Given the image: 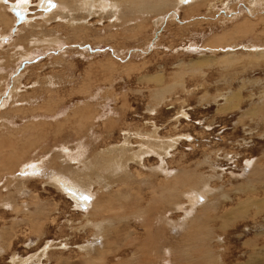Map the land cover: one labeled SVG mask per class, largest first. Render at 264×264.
Masks as SVG:
<instances>
[{
  "label": "rangeland",
  "instance_id": "rangeland-1",
  "mask_svg": "<svg viewBox=\"0 0 264 264\" xmlns=\"http://www.w3.org/2000/svg\"><path fill=\"white\" fill-rule=\"evenodd\" d=\"M49 1L0 0V264H264V0H127L85 33ZM98 199L117 241L88 257Z\"/></svg>",
  "mask_w": 264,
  "mask_h": 264
},
{
  "label": "bare ground",
  "instance_id": "bare-ground-1",
  "mask_svg": "<svg viewBox=\"0 0 264 264\" xmlns=\"http://www.w3.org/2000/svg\"><path fill=\"white\" fill-rule=\"evenodd\" d=\"M2 2H6V0H1ZM42 3V6L44 5V4H48L50 1L49 0H40ZM49 1V2H48ZM55 1V0H54ZM84 1V2H83ZM58 0V8H60L61 10L59 11V12H61L62 11V13H59V18H60V20L63 22V23H70V24H72V25H80V29H79V31H80V33H83L84 31H88V27L85 25V22H87V21H85V22H83L84 24L83 25H81V19H83V13L82 14H80V12H89V13H91V9H93V11L96 9V8H99L100 7V10H102V12H105L104 10H105V8L107 7V5H110V8H111V10H113L114 12L116 11V10H118L119 8H121V7H123V5L122 4H125V2L127 1V0H107V1H104V0H97V1H90V0ZM135 1V0H134ZM134 1H133V3H134ZM142 2H144L145 3V0H141ZM187 1L188 0H182L181 1V3H187ZM8 2H10V1H8ZM29 2H30V0H15V2L14 3H11V9H12V11L14 12V14L16 15V11H18L21 15H23V19H21V20H19V18L17 17V15H16V17H17V21H18V23H21L22 24V22H27V11H28V6H30V5H28L29 4ZM135 2H138V1H135ZM141 2V3H142ZM133 3H132V5H133ZM139 3V2H138ZM138 3L136 4V5H138ZM50 4V3H49ZM128 4H130V6H131V3H128ZM3 6V5H2ZM111 6H113V8L111 7ZM0 7H1V5H0ZM6 7V6H5ZM5 7H2L3 9H5ZM52 7H55V6H53V4H51L49 7H45V10L47 11L48 10V12L49 11H52ZM109 8V9H110ZM133 8V7H132ZM2 9V10H3ZM115 9V10H114ZM143 9V8H142ZM57 10H59V9H57ZM124 10V9H123ZM134 10H136V8L134 9ZM56 11V10H55ZM107 11V10H106ZM54 11H52V13H50V14H48V15H55L54 13H53ZM57 12V11H56ZM95 12V11H94ZM97 12V11H96ZM136 12V11H135ZM95 14V13H94ZM103 14V13H102ZM106 14V13H105ZM76 15L78 16V17H76ZM80 15V16H79ZM85 15V14H84ZM129 16V15H128ZM5 18V17H4ZM55 18H56V16H55ZM110 19V18H109ZM123 19V18H122ZM62 23V24H63ZM30 24V23H29ZM117 25H118V23H116ZM26 26V25H25ZM36 26V25H35ZM63 26V25H62ZM66 27V26H65ZM1 29V28H0ZM75 30H77V29H75ZM85 33V32H84ZM260 51H264V50H262V49H259ZM261 54V53H260ZM262 54H264V52L262 53ZM19 89V88H18ZM27 100V99H26ZM25 100V101H26ZM262 104H264V93H261V95H260V97H259V102H258V104L257 105H262ZM253 105V104H252ZM256 106V105H255ZM249 109H251V107L249 108ZM138 135V134H137ZM25 136V135H24ZM177 140V139H176ZM139 142H141V141H139ZM136 143V144H138V146H139V150H141V144L140 143ZM83 147V146H82ZM125 147H126V145H125V143L123 142L122 143V145H120V149H121V152H120V155L118 154V157L117 158H122L123 157V153H124V149H125ZM133 147V146H132ZM172 147V146H171ZM175 147V146H174ZM114 148V147H113ZM114 149H116V147L114 148ZM161 149V148H160ZM63 151L65 152V153H67V156H69V159H70V161H72V162H75V161H77L78 159H76L75 157H73V156H70V151L68 150V149H63ZM79 151V150H78ZM113 151V150H112ZM79 153V152H78ZM133 153V156H135V157H140L141 156V154H139L138 153V151L137 152H132ZM135 153V154H134ZM77 154V153H76ZM80 155V154H79ZM115 155V154H114ZM132 155V154H131ZM14 156V155H13ZM76 156V155H75ZM67 158V157H66ZM79 158V157H78ZM109 159V158H108ZM112 159H114V158H112ZM120 160V159H119ZM116 161V160H115ZM118 161V160H117ZM53 163V162H52ZM125 163V162H124ZM32 164V163H31ZM94 164V163H93ZM115 164V165H114ZM106 165H108V166H106ZM112 165H114V166H112ZM9 166V165H8ZM103 166L106 168V167H113V169H115V168H117V167H122L123 168V166H121V163H104L103 164ZM10 167V166H9ZM30 167V166H29ZM28 167V170H25V171H32V165H31V168H29ZM35 168V167H34ZM90 168V167H89ZM88 168V169H89ZM122 168H120V169H122ZM127 168V167H126ZM110 169V168H109ZM163 169V168H162ZM7 170H8V168H7ZM35 170V169H34ZM86 169L84 168V171H85ZM106 170H108V169H106ZM161 170V169H160ZM159 170V171H160ZM110 171V170H109ZM158 171V170H157ZM160 172H163V171H160ZM171 172V171H170ZM21 173V172H20ZM30 173V172H29ZM164 173H167L166 171H164ZM22 174H24V171H23V173ZM76 174V173H75ZM85 174V173H84ZM83 174V175H84ZM88 174V173H87ZM186 174V173H185ZM116 175V174H115ZM80 176H82V175H80ZM79 176V177H80ZM103 176V175H102ZM169 177V176H168ZM60 178H63V176H60ZM60 178L58 177L56 180H55V183H59L60 184V186H62L63 188H66V189H69V190H71V188H70V185H71V187H72V192H73V194L75 195V197H76V202H78V203H81L82 204V206L84 205V204H86L87 202H85L84 201V199H82V193L81 192H84L85 193V196H91V192L89 191L90 189H89V187H88V185H87V187H86V184H85V182H84V180L85 179H83L82 177V181H80L78 178H77V176L75 175L74 176V178L72 179V177H70V179H72L71 181L72 182H68V181H65V182H62L61 180H60ZM65 178V177H64ZM105 178V177H104ZM180 181V180H179ZM66 182H68L70 185H67V186H65V184H67ZM168 182V181H167ZM110 183V182H109ZM112 183V182H111ZM124 184L126 183V182H123ZM250 184H251V182L250 181H248L247 183H246V186H245V188L244 189H241V191H246L247 189H249L250 188ZM112 185V184H111ZM172 185V184H171ZM110 186V185H109ZM123 186H125V185H123ZM186 187V186H185ZM198 187V186H197ZM87 188V189H86ZM189 188V187H188ZM194 188V187H193ZM196 188V187H195ZM194 188V189H195ZM208 188V187H207ZM167 189H169L168 187H167ZM200 189V188H199ZM123 190V189H122ZM105 191V190H104ZM124 191V190H123ZM186 191V190H185ZM192 191V190H191ZM195 191V190H194ZM107 192V191H106ZM121 191H119V193H120ZM164 192V191H163ZM170 192V191H169ZM200 192V191H199ZM204 193V192H203ZM106 194V193H105ZM123 194V193H122ZM188 194H190V192L188 193ZM205 194V193H204ZM203 194V195H204ZM79 195L81 196L80 198H78L79 197ZM107 195V194H106ZM123 195H125V194H123ZM186 195V194H185ZM190 196V195H189ZM188 195H186V197H189ZM127 197V196H126ZM201 197H203V196H201V193H197V191L195 192V194H193V202L191 203L192 205H193V207H196L197 205H199V204H201V203H203V199L201 198ZM86 199H87V197H86ZM105 199V198H104ZM190 200H192V199H190ZM189 200V201H190ZM105 201H107L106 199H105ZM106 203V202H105ZM104 203V204H105ZM190 204V203H189ZM79 206V205H78ZM108 206V205H107ZM177 206V205H176ZM184 206V205H183ZM182 206V207H183ZM190 206V205H189ZM5 207V206H4ZM103 208V199H98L96 202H95V204L93 205V209H92V213H90L88 216H86L85 217V220H86V224L87 225H91L92 227H94V229L96 230V232L93 234V238H94V240H93V242H90V243H88V244H86V245H84V246H82L81 247V250H83L84 252H86L87 253V256L88 257H92L96 252H98L99 251V249H101V248H96V244H97V239L99 238V237H102V239H104V242H105V244L106 245H108V246H112V244H116V241H117V239H115V240H113V238L111 237V234H110V228H112L113 227V220L115 221V216L114 215H112L111 217H109V215H108V212H106L104 215L105 216H107L106 218H102V219H99V220H95V219H93L92 218V215L94 214V212H96V211H98V210H100V209H102ZM178 208V207H177ZM114 210H116V208H113ZM146 209V208H145ZM153 209V208H152ZM185 209H186V206H185ZM187 209H188V207H187ZM107 210V209H106ZM140 210V209H139ZM184 210V209H183ZM189 210V209H188ZM138 212V211H137ZM145 211L141 208V212L140 213H138V214H136V215H138V216H140V218H141V220L144 222V223H146V227H149V223L147 222V220H146V213H144ZM189 212V211H188ZM192 213V212H191ZM190 213V214H191ZM119 214V213H118ZM120 214H121V212H120ZM132 214H134V212L132 213ZM188 214V213H187ZM131 216H133V215H131ZM157 216V215H156ZM160 216V215H159ZM234 216H236V211H233V212H231V214H229V217H230V219H232ZM165 217V216H164ZM91 218L93 219V220H91ZM121 218H123V217H121ZM127 218V217H126ZM138 218V217H137ZM157 219V218H156ZM189 219V218H188ZM228 219V218H227ZM229 220V219H228ZM126 221V220H125ZM127 221H128V219H127ZM153 221V220H152ZM159 221V220H158ZM141 222V221H140ZM156 223V222H155ZM93 224V225H92ZM169 224H171V223H169ZM34 225V224H33ZM125 225V224H124ZM168 226V225H167ZM123 227V226H122ZM126 227H129V226H126ZM130 229V228H129ZM125 230V229H124ZM117 232H118V236L117 237H120L121 236V233H123V234H125L124 233V231L123 230H121V228L119 227V226H117V230H116ZM125 232H128V233H126L125 235V237H127V238H132L133 240H135L136 238H135V234H136V232H135V230H125ZM137 236V235H136ZM260 237V236H259ZM138 238V237H137ZM140 238V237H139ZM119 240H120V238H119ZM118 240V241H119ZM123 243H124V241H123ZM142 244H143V242H142ZM142 246H146L145 244L144 245H142ZM48 247H49V245H48ZM104 248V247H103ZM106 248V247H105ZM51 248L49 247V250H50ZM139 249V248H138ZM147 249V248H146ZM109 250V249H108ZM140 250V249H139ZM169 250V249H168ZM212 250V249H211ZM211 250H208V249H206L205 251H204V253H203V256L205 257H203L204 258V263H202V264H205L206 262H208L209 260L207 259L208 257H210V256H213L214 255V252L213 251H211ZM141 251V250H140ZM170 252H171V250H169ZM82 252V251H81ZM100 252H102V251H100ZM100 252H99V254H100ZM109 252V251H108ZM187 252H188V250H187ZM47 253V251L43 254V257L42 256H39V255H35V256H32V258H30V257H28V258H25V259H23V260H21V259H19V260H17V259H13V263L12 264H33V263H38V264H40L41 263V260H43L44 258H45V254ZM138 253V252H137ZM145 253H147V252H145ZM152 253V252H151ZM151 253H149V254H151ZM156 253H158V252H156ZM261 253V252H260ZM166 254V253H165ZM169 254H171V253H169ZM140 255V254H139ZM148 256V255H147ZM165 256V255H164ZM259 256V255H258ZM95 257V256H94ZM100 257H101V260L103 261H105V259H104V255L103 254H101L100 255ZM99 257V255H98V258H100ZM114 257V256H113ZM135 257V256H134ZM149 257V256H148ZM97 258V257H96ZM95 258V259H96ZM124 258V257H123ZM150 258V257H149ZM256 258V257H255ZM254 258V259H255ZM90 259V258H89ZM108 259V258H107ZM218 259V258H217ZM220 259V258H219ZM85 260V259H84ZM94 260V259H93ZM123 260V259H122ZM131 260H132V258H131ZM139 260H141V259H139ZM148 260V259H147ZM260 260V259H259ZM95 261V260H94ZM255 261V260H254ZM85 262V261H84ZM92 262V261H91ZM129 262V261H128ZM136 262V261H135ZM134 262V263H135ZM147 262V261H146ZM215 262V261H214ZM256 262V261H255ZM262 262V261H261ZM93 263V262H92ZM86 264H87V261H86ZM148 264V263H147Z\"/></svg>",
  "mask_w": 264,
  "mask_h": 264
},
{
  "label": "water",
  "instance_id": "water-1",
  "mask_svg": "<svg viewBox=\"0 0 264 264\" xmlns=\"http://www.w3.org/2000/svg\"><path fill=\"white\" fill-rule=\"evenodd\" d=\"M16 15L19 18V20L23 19V15H21L18 11H16Z\"/></svg>",
  "mask_w": 264,
  "mask_h": 264
}]
</instances>
